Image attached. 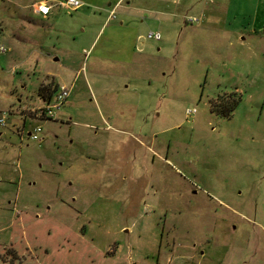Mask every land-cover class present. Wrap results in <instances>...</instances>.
<instances>
[{
    "label": "rangeland",
    "instance_id": "374dc122",
    "mask_svg": "<svg viewBox=\"0 0 264 264\" xmlns=\"http://www.w3.org/2000/svg\"><path fill=\"white\" fill-rule=\"evenodd\" d=\"M83 1L0 0V264H264V0Z\"/></svg>",
    "mask_w": 264,
    "mask_h": 264
},
{
    "label": "built area",
    "instance_id": "2783aa9c",
    "mask_svg": "<svg viewBox=\"0 0 264 264\" xmlns=\"http://www.w3.org/2000/svg\"><path fill=\"white\" fill-rule=\"evenodd\" d=\"M83 3L80 0H61L58 2H52L48 0H40L36 4V13L42 16H47L52 7L58 6L61 8H65L71 11L77 10L82 7ZM110 15L113 16L114 9L110 10ZM199 21L198 18H187L185 19V23L194 24ZM145 39L159 41L161 39L159 32L149 31L147 32ZM7 50L0 46V54L5 53ZM70 88H68L64 84H57L54 93L48 100H43L44 105L39 106L31 111L33 116H42L45 118H53L56 114V111L66 102L69 97ZM0 124L4 125V119L0 118ZM41 133V128L35 127L31 132L28 133V136L33 141L39 140V135Z\"/></svg>",
    "mask_w": 264,
    "mask_h": 264
},
{
    "label": "crops",
    "instance_id": "0c3cea01",
    "mask_svg": "<svg viewBox=\"0 0 264 264\" xmlns=\"http://www.w3.org/2000/svg\"><path fill=\"white\" fill-rule=\"evenodd\" d=\"M40 1V0H39ZM48 1H52V2H58V1H61V0H48ZM81 2L83 1V0H80ZM126 0H114V5L111 7V8H109V9H107L104 13L106 14V17H105V19H104V21L102 22V24H101V26L99 27V29H98V31L96 32V34H95V36H94V38H93V40L96 38V36H97V34H99V32H100V30H101V28H102V26L104 25V23H105V21L107 20L108 22H110V20H111V18H110V10L111 9H116V8H118L123 2H125ZM84 2V1H83ZM105 2V5H106V7H109L110 6V4L111 3H109V2H107L106 0L104 1ZM107 2V3H106ZM127 2V1H126ZM210 3H213V1L212 0H210ZM61 10V9H63V10H66L65 8H61V7H58V6H54V7H52L51 8V10H50V12H49V14L47 15V16H42V15H40L41 17H48V16H52V15H54V14H56V11L57 10ZM78 10V9H77ZM124 13H123V15L125 16V17H129L130 16V14L128 13L130 10H131V8L130 7H124ZM34 12H35V10H34ZM200 14H201V16L203 17V18H205L206 20H208V21H213L214 20V18H215V20L217 19V14H218V12H217V9H212L211 10V8H208V7H203V8H200ZM116 15V14H115ZM110 18V19H109ZM226 18H227V16H226ZM254 19H255V17H254ZM255 21V20H254ZM120 24L123 26L124 24H126V21H124V19H121L120 20ZM256 24L254 23L252 26H255ZM259 26V25H258ZM250 32H251V30H249ZM238 32H242V30L241 29H237L236 31H235V33H238ZM138 39H140V37L139 36H136L135 37V40L132 38V40L129 38V36H125V38H124V40H122L121 42H120V44L117 46V48H116V50H120V51H122V52H128V51H130V56L128 57V59L127 60H125V61H115V63H117V64H130L131 62H133V60L135 59V55L137 54V52L135 51V50H133L134 48H136L135 46H136V43H137V41H138ZM92 40V42H91V45H93V43H94V41ZM147 40V39H146ZM240 40H243V37H240ZM121 44H125L126 46H123L122 48L120 47V45ZM124 49V50H123ZM133 50V51H132ZM139 50H141V49H139ZM60 84V83H59ZM42 99V98H41ZM42 100H46L45 98L44 99H42ZM67 101V100H66ZM66 103V102H65ZM64 103V104H65Z\"/></svg>",
    "mask_w": 264,
    "mask_h": 264
},
{
    "label": "trees",
    "instance_id": "16d2710c",
    "mask_svg": "<svg viewBox=\"0 0 264 264\" xmlns=\"http://www.w3.org/2000/svg\"><path fill=\"white\" fill-rule=\"evenodd\" d=\"M54 91H55V89H53V91H52L51 93L49 92V94L45 95L44 98H45L46 100L50 99V97L52 96V94L54 93ZM232 109H233V108H232ZM229 112H230V111H229ZM224 114H225V113H224Z\"/></svg>",
    "mask_w": 264,
    "mask_h": 264
}]
</instances>
